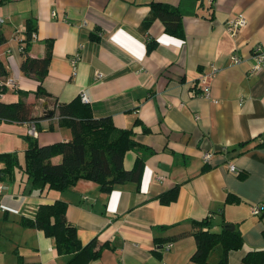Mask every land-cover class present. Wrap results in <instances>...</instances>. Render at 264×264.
I'll return each mask as SVG.
<instances>
[{"label": "crops", "instance_id": "1", "mask_svg": "<svg viewBox=\"0 0 264 264\" xmlns=\"http://www.w3.org/2000/svg\"><path fill=\"white\" fill-rule=\"evenodd\" d=\"M151 3L177 10L180 35L164 31ZM235 14L247 23L233 38L225 23ZM0 17V62L6 71L0 81H11L0 100L23 101L31 115L41 116L56 102L85 92L91 116L109 117L116 128L130 130L137 144L124 151L122 167L142 159L137 187L127 182L107 193L87 180L64 190H33L19 168L9 180L2 176L0 264L69 261L70 254L56 253L52 238L19 224L39 204L56 199L65 202L64 216L81 244L92 238L107 243L95 259L82 254L72 264H197L189 259L195 249L191 232L193 222L204 218L210 231L222 223L236 225L244 240L241 249L229 251L225 264H264L244 260L249 251L264 250V210L250 211L258 204L264 208V64L259 75L248 76L253 49L264 51V0H213L212 5L207 0H0ZM26 21L34 28L27 40ZM46 41L50 56L41 85L49 96L36 98L37 81L19 65L24 53L43 57ZM150 41L153 47L146 51ZM230 56L240 62L233 64ZM211 68L216 72L205 98L196 80ZM29 123L38 145L70 138L55 116ZM27 126L0 121V153L21 152L20 164ZM202 152H210L207 162ZM174 184L176 199L160 204L156 196ZM221 255L216 246L208 263L218 264Z\"/></svg>", "mask_w": 264, "mask_h": 264}, {"label": "trees", "instance_id": "2", "mask_svg": "<svg viewBox=\"0 0 264 264\" xmlns=\"http://www.w3.org/2000/svg\"><path fill=\"white\" fill-rule=\"evenodd\" d=\"M150 11L158 18L166 33L180 35V16L174 7L161 3H151ZM25 40L34 29L29 21L25 23ZM2 38L0 36V42ZM153 41L146 43V51L153 47ZM26 47V45L24 46ZM22 52L26 51L21 48ZM50 42H45V52L41 58H32L24 53L19 69L23 75L37 81L34 97L49 96L41 83L46 74L49 61ZM6 71L0 62V78ZM5 88L0 86V93ZM55 116L58 126L66 127L70 131V138L46 145H38L36 140L25 135L26 142L23 150L22 164L18 162L15 152L0 153V178L6 176L9 180L14 168H19L30 180V189L64 190L78 180L91 181L98 185L101 192H109L114 185L133 183L138 186L142 159L136 157L130 169L122 167L124 151L136 149L137 144L132 139L130 130L116 128L109 117L94 118L91 116L89 106L81 103L78 96L68 102H56L50 115H31L30 105L23 101L5 103L0 100V121H13L18 123L35 122L42 118ZM58 157L56 161L52 158ZM203 170L205 168H202ZM178 185L174 184L158 194L156 200L160 204H169L176 199ZM229 200H239L229 196ZM65 202L56 199L50 204H39L30 218L21 217L19 224L22 227L35 228L52 238L57 254H70L71 258L66 264H72L75 259L84 254L85 259H95L100 249L107 243H98L95 238L81 244L76 235L74 225L66 221L64 216ZM195 249L189 259L197 264H209L207 256L210 250L219 246L222 251L218 264H225L229 251L241 249L244 243L240 233L235 230L227 231L222 223L218 231L209 230L207 218L194 221ZM224 239V244H223ZM225 252V257H224ZM264 261V250L249 251L244 260Z\"/></svg>", "mask_w": 264, "mask_h": 264}, {"label": "built area", "instance_id": "3", "mask_svg": "<svg viewBox=\"0 0 264 264\" xmlns=\"http://www.w3.org/2000/svg\"><path fill=\"white\" fill-rule=\"evenodd\" d=\"M208 3L210 5H212V1L213 0H207ZM3 22V18L0 17V24ZM247 23V20L245 17L242 16V14H235V16H232L229 18V20L227 21V23H225V30L231 34V36L233 38H235V36H237L240 33V29L242 27H244ZM253 58H254V62H252L251 66H250V70L248 72V76H255V75H259L262 71V67L264 64V51L262 50V48L260 46H256L255 49H253ZM231 60L233 62V64H236L237 62H240V58L238 56H230ZM78 60V55L77 53H74L70 59V65L72 68V74L73 71L75 69V64ZM216 72V68H211L210 72L208 73H202L199 75V77L196 80V85L198 87V94L208 98L210 96V78L212 77V75ZM95 77L96 78H101L102 75L100 73H95ZM7 85H11V81L10 80H4V81H0V86L5 88V86ZM1 95V93H0ZM78 98L80 100L81 103L87 104L88 102V97L85 94V92L80 91L78 93ZM27 134L31 137H35L36 136V129L33 125V123H28L27 126ZM210 152H202L201 154V159L203 162H207V160L210 157ZM229 169L231 171L235 172V167L234 165L229 166ZM4 190V185L0 182V197L2 195V191ZM264 210L263 206L261 204L255 205L251 208V212L252 215H259L262 213V211ZM171 246V243L168 242L165 245V248L168 249Z\"/></svg>", "mask_w": 264, "mask_h": 264}, {"label": "water", "instance_id": "4", "mask_svg": "<svg viewBox=\"0 0 264 264\" xmlns=\"http://www.w3.org/2000/svg\"><path fill=\"white\" fill-rule=\"evenodd\" d=\"M52 113V110H50V111H48V115H50ZM222 227H223V225H222ZM224 228H225V230H227V231H230V230H233V231H235V230H237L236 229V225H234V224H232V223H230V224H225L224 225Z\"/></svg>", "mask_w": 264, "mask_h": 264}, {"label": "rangeland", "instance_id": "5", "mask_svg": "<svg viewBox=\"0 0 264 264\" xmlns=\"http://www.w3.org/2000/svg\"><path fill=\"white\" fill-rule=\"evenodd\" d=\"M17 154H21V152H19V153H16V155H17ZM22 158H23V153H22Z\"/></svg>", "mask_w": 264, "mask_h": 264}]
</instances>
